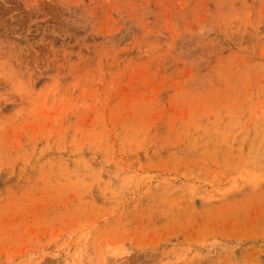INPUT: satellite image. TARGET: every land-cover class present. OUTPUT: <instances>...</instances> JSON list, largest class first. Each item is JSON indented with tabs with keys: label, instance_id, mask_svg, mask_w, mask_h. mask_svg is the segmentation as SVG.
<instances>
[{
	"label": "rangeland",
	"instance_id": "374dc122",
	"mask_svg": "<svg viewBox=\"0 0 264 264\" xmlns=\"http://www.w3.org/2000/svg\"><path fill=\"white\" fill-rule=\"evenodd\" d=\"M0 264H264V0H0Z\"/></svg>",
	"mask_w": 264,
	"mask_h": 264
}]
</instances>
